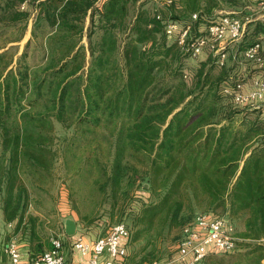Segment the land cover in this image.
Listing matches in <instances>:
<instances>
[{
	"label": "trees",
	"instance_id": "16d2710c",
	"mask_svg": "<svg viewBox=\"0 0 264 264\" xmlns=\"http://www.w3.org/2000/svg\"><path fill=\"white\" fill-rule=\"evenodd\" d=\"M138 1L0 0V39L17 32L0 43V216L11 227L7 240L19 233L26 258L50 247L39 233L42 218L29 210L26 180L51 182L58 149L67 161L85 148L96 188L109 195L117 220L130 214L129 240L140 245L127 263L137 256V264L160 261L166 235L179 232L178 243L197 211H221L241 222L237 250L198 263L264 264V123L259 110L223 92L249 82L258 68L245 60L248 71L228 73L229 58L219 65L210 57L190 70L191 56L155 16L186 24L197 13L195 35L220 3L237 8L244 0H171L163 14ZM31 11L30 37L16 55L6 43L22 39ZM250 33L248 43L246 33L230 49L234 61L264 41V22ZM35 49L39 59L28 62ZM57 124L70 135L59 139ZM138 188L149 201L134 194ZM136 196L133 207L128 202Z\"/></svg>",
	"mask_w": 264,
	"mask_h": 264
},
{
	"label": "built area",
	"instance_id": "2783aa9c",
	"mask_svg": "<svg viewBox=\"0 0 264 264\" xmlns=\"http://www.w3.org/2000/svg\"><path fill=\"white\" fill-rule=\"evenodd\" d=\"M153 1L163 5L171 3V0ZM251 1L261 11L258 19L264 22V0ZM25 5L24 2L20 7L24 8ZM155 16L164 24L167 37L174 39L191 57H197L209 48L219 65L227 60L229 49L244 38L248 24L254 20L251 16L221 14L200 25L197 34L192 35V22L198 19L197 13H193L191 22L186 24L162 18L158 11ZM242 55L245 60L256 64L257 75L249 82L238 81L233 89L225 87L223 92L231 94L235 103L248 104L259 110L264 123V42H252L243 49ZM181 234L175 253L165 262L153 264H196L209 254H226L236 250L233 224L227 217L212 212L196 213L184 225ZM129 237L128 227L120 221L112 224L105 235L97 236L92 241L85 240L82 235H72L70 240L72 249L85 259L78 264H124ZM3 252L7 264H65L63 240L59 235L51 237L50 247L36 257L26 258V253L16 241L6 243Z\"/></svg>",
	"mask_w": 264,
	"mask_h": 264
},
{
	"label": "rangeland",
	"instance_id": "374dc122",
	"mask_svg": "<svg viewBox=\"0 0 264 264\" xmlns=\"http://www.w3.org/2000/svg\"><path fill=\"white\" fill-rule=\"evenodd\" d=\"M142 1L148 8L157 7L158 9H162V14L165 13V6L163 4H155L152 2V0H139L138 3ZM178 6L181 8L179 4ZM180 8L174 10L175 12L173 13H181ZM212 13V17H217L221 14L226 13H233L240 17H253L254 22H252V25H248V34L245 37L244 42V44H246L251 38V28L254 23L259 20L258 15L261 13V11L258 9L257 4L253 1L244 0V3L237 8H233L225 5L224 3H220L219 7H216ZM35 14L36 13L34 11H31V15L27 24V30L24 33L22 39H20L19 41L6 43V48L11 45L16 47V55H19L22 52L25 42L30 37V28ZM196 30L197 29H195V31ZM11 33L12 34H10V32L7 33V35L4 36L2 40L0 39V43L3 44L4 39H14L17 35V32L13 30L11 31ZM83 42L86 43L85 38H83ZM232 48H234L235 50L237 49L236 46H233ZM242 49L243 48H241V50ZM232 54L228 53L230 57H228L229 59L224 70L228 73H244L248 71V63L243 58L242 51H240V53L238 54L237 61H234V59L232 58ZM39 57L40 50L35 49L33 55L30 53L27 61H34L39 59ZM210 57H214L212 51L209 48H206L197 57L188 56L185 59V63L187 68H189L190 70H195L197 67H199L200 63H202L203 61H207V59H209ZM207 63L209 64L210 62ZM215 69L219 70L220 68L215 67ZM56 132L59 139H62L64 135H70V131L64 130L58 124L56 125ZM57 155L58 158L52 171L51 182L50 180H47L46 184H41L40 186H38V182L29 179V181L26 180V183L30 192V199L32 201L29 210L35 214H38L39 217L43 220L42 226L39 229V233L41 234L42 238L48 239L49 241L51 237L59 235L63 240L64 254L68 255L69 252H72V247L69 235H66L64 233L63 220L65 217H69L71 216V213H73L76 218V223L78 224V231L82 235L88 236L90 238L104 235L112 224L120 222V220H117L118 211L116 209L112 210L110 206L111 199L109 198V195L96 188V171L95 169L90 168L89 163L86 162V149L83 148L82 150L77 151V156L69 157L67 161L63 157L62 150L58 149ZM76 160H79L80 163H77ZM134 194L142 195L144 197V200L146 201L150 200V197H148V191H144L142 190V188L136 189L134 191ZM139 200L141 199L136 196L134 197V200L133 198H131L128 203L130 204L132 202L134 204L133 207H136L140 203ZM213 214L227 217L226 214L221 213V211H216ZM129 215H123L121 220L128 227L131 235V230L129 227ZM229 220L234 227V236L236 237V239H238L236 233L242 228L241 222L239 219L230 218ZM10 229L11 227L9 225H3L0 216V264H7V259L3 252L4 245L10 241L18 242L20 240L19 233L15 234L11 237V239L7 240V237L11 235ZM178 233L179 232L172 231L162 240L160 246L162 247L164 253H162L160 262H165L168 256V252L170 253L172 250H174L177 242L175 243L173 237L177 236ZM139 245V243L133 244L129 240L127 245V257L124 264H137L139 256H137L135 260L133 258L132 262L130 263H127V260L129 259L130 254H132L135 249H138ZM236 250L231 253L217 254V256H228L236 252Z\"/></svg>",
	"mask_w": 264,
	"mask_h": 264
},
{
	"label": "crops",
	"instance_id": "0c3cea01",
	"mask_svg": "<svg viewBox=\"0 0 264 264\" xmlns=\"http://www.w3.org/2000/svg\"><path fill=\"white\" fill-rule=\"evenodd\" d=\"M88 24V18H86V25ZM67 219H72L75 223V231H74V236H77V235H82L79 231H78V224L76 223V218L75 216L73 215V213H71V216L69 217H65L64 220H63V226H64V233L66 234L65 232V221ZM106 234V233H105ZM104 234V235H105ZM67 235V234H66ZM72 236V235H69V237ZM83 238L87 241H92L94 238H90L88 236H84L82 235ZM72 252L68 253V255H65V264H78L80 262H84V258H82L75 250H73L71 248Z\"/></svg>",
	"mask_w": 264,
	"mask_h": 264
},
{
	"label": "water",
	"instance_id": "95a60500",
	"mask_svg": "<svg viewBox=\"0 0 264 264\" xmlns=\"http://www.w3.org/2000/svg\"><path fill=\"white\" fill-rule=\"evenodd\" d=\"M75 231V223L72 219L65 221V232L67 235H73Z\"/></svg>",
	"mask_w": 264,
	"mask_h": 264
}]
</instances>
